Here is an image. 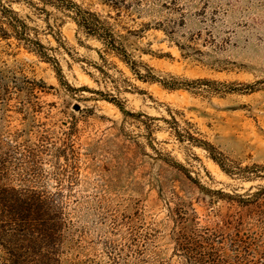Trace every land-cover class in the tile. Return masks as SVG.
Wrapping results in <instances>:
<instances>
[{
	"label": "rangeland",
	"instance_id": "rangeland-1",
	"mask_svg": "<svg viewBox=\"0 0 264 264\" xmlns=\"http://www.w3.org/2000/svg\"><path fill=\"white\" fill-rule=\"evenodd\" d=\"M4 1L50 56L0 32V185L50 204L61 229L41 250L264 264V0H74L161 81L54 7ZM6 250L0 229V264Z\"/></svg>",
	"mask_w": 264,
	"mask_h": 264
},
{
	"label": "trees",
	"instance_id": "trees-1",
	"mask_svg": "<svg viewBox=\"0 0 264 264\" xmlns=\"http://www.w3.org/2000/svg\"><path fill=\"white\" fill-rule=\"evenodd\" d=\"M38 3H42L39 6ZM31 2L34 13H45L46 18L51 14L47 6L54 7L57 12L69 16L86 36L96 38L102 42L106 50H111L131 65V68L143 80H158L136 68V63L128 58V53L120 40L115 36L112 28L106 25L100 15L93 10L83 8L74 0H38ZM109 6L120 9L123 0H104ZM25 18L0 0V32L5 38L15 36L31 51L44 58H50L42 50L43 44L32 36ZM161 81V80H158ZM168 87L167 84H163ZM51 206L36 192H28L14 187L0 185V229L6 239V256L2 264H55L54 252L46 249L44 244L56 240L61 227L51 221L49 210ZM45 216V217H44ZM49 216V217H46ZM10 225L7 231L4 227Z\"/></svg>",
	"mask_w": 264,
	"mask_h": 264
}]
</instances>
